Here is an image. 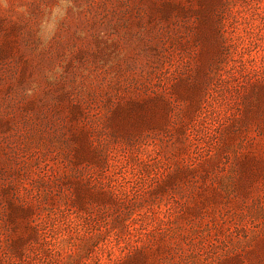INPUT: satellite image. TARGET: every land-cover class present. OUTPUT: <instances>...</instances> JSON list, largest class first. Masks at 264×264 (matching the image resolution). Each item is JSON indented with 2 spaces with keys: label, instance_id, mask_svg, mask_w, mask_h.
Masks as SVG:
<instances>
[{
  "label": "rangeland",
  "instance_id": "obj_1",
  "mask_svg": "<svg viewBox=\"0 0 264 264\" xmlns=\"http://www.w3.org/2000/svg\"><path fill=\"white\" fill-rule=\"evenodd\" d=\"M0 264H264V0H0Z\"/></svg>",
  "mask_w": 264,
  "mask_h": 264
}]
</instances>
